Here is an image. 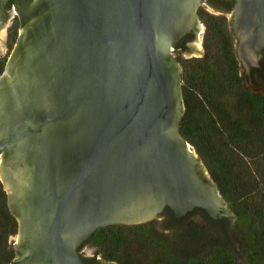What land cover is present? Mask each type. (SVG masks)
Here are the masks:
<instances>
[{"label": "water", "instance_id": "water-1", "mask_svg": "<svg viewBox=\"0 0 264 264\" xmlns=\"http://www.w3.org/2000/svg\"><path fill=\"white\" fill-rule=\"evenodd\" d=\"M202 0H0L18 37L0 75V182L17 222L10 264H118L81 250L93 233L193 216L233 249L236 220L180 133L182 68L203 56ZM229 13L243 87L264 97V0Z\"/></svg>", "mask_w": 264, "mask_h": 264}, {"label": "trees", "instance_id": "trees-1", "mask_svg": "<svg viewBox=\"0 0 264 264\" xmlns=\"http://www.w3.org/2000/svg\"><path fill=\"white\" fill-rule=\"evenodd\" d=\"M201 17L207 25L205 55L191 64H181L185 111L180 133L196 148L234 212L232 236L247 264H264V153L250 157L242 136L220 126L218 109L198 90L213 89L214 78L223 80L239 90L240 99L263 130L264 97L248 94L241 87L223 18L204 12ZM5 63L6 58L0 59V75ZM16 233L17 222L0 182V264H10L14 259L8 239ZM86 244L96 247L104 260L118 264H239L228 243L195 221L170 234L161 232L155 220L108 226L96 230Z\"/></svg>", "mask_w": 264, "mask_h": 264}, {"label": "rangeland", "instance_id": "rangeland-1", "mask_svg": "<svg viewBox=\"0 0 264 264\" xmlns=\"http://www.w3.org/2000/svg\"><path fill=\"white\" fill-rule=\"evenodd\" d=\"M203 3H205V2L202 0V4ZM8 24H10L9 20L5 23V25H8ZM9 26L5 29V41L3 44L4 45V52L6 53V55L3 56L2 58H6V59L8 58V56L10 55V53L14 47V41H10V39L6 36V32H7V29H9ZM203 35H205V34L203 33ZM200 43H201V38H199V45H200ZM174 54L176 55L177 53H174ZM193 57H202V56L197 55V56H193ZM194 60H196V59L192 58V57L186 58V59L180 58V61L182 63H185V65L190 63L191 61H194ZM213 82H214V85H213L214 88L213 89L208 90L206 88L201 87L198 90L199 94L206 101H209L210 104H212L216 109H218L220 115H217L216 119H217V121L221 127L231 128L235 132L239 133L242 136L243 145H245L247 147L246 150H247L248 155L252 158L260 156L261 154L264 153V130H263V128L261 127V125L259 124L258 121L254 120L253 117L250 116V113H249L247 107L245 106V103L242 101V99L238 98V95L235 93V91H233L223 80H221L219 78H214ZM195 151L198 154L196 148H195ZM198 156H199V154H198ZM191 221H195V222H199L201 224H204L212 233H214L215 235L220 237L206 223V221L202 217H196L194 215L187 222L189 223ZM157 227L161 232L168 233V234L173 233V232L180 229V228L161 229L158 222H157ZM11 237L12 236H10L9 238H11ZM13 237L17 238V233L15 235H13ZM230 237H231L232 242L236 248V252L240 257V259H239L233 251L234 255L237 258L238 263L239 264H247L243 254L239 248V245L237 244V242L233 238L232 234H230ZM12 249L14 250L13 247H12ZM81 250L87 256H91L94 258L99 257L100 259H103L102 256L99 254L96 247H93V246L88 245V244H84L81 247ZM144 264H151V263L148 262V263H144Z\"/></svg>", "mask_w": 264, "mask_h": 264}, {"label": "flooded vegetation", "instance_id": "flooded-vegetation-1", "mask_svg": "<svg viewBox=\"0 0 264 264\" xmlns=\"http://www.w3.org/2000/svg\"><path fill=\"white\" fill-rule=\"evenodd\" d=\"M203 1L205 2V0H203ZM202 12H204L205 14H207L208 16H211V17H221V18H223L224 25H225V30H226V33H227V35L229 37V41H230V46H231V51H232V55H233V60L235 62V75L240 80V85L244 89V91L247 92L248 94H252V95H255L256 96V94L251 93L249 90H247L246 88L243 87V82H242L241 74H240V71H239L238 63H237V60H236V56H235V52H234V46H233V41H232V37H231L230 29H229V24H228V19L231 16V14H229V13H216L214 10H212L210 7H208L205 3H203L200 6V8L198 9V19H199L200 24L202 25V30L200 31V35H199V37L201 38V43H200L199 47L203 51V56L202 57H192V58L200 59V58H203L204 55H205L204 35H203V33L205 34V31L207 29V25H206V23L204 22V20L201 17V13ZM9 22H10V26H9V29H7L6 36L10 39V41H14V44H15L16 39L18 37V29H19V19H18V16L16 14H13L12 17L9 19ZM172 53H173L174 58L180 63V66L182 68V65H181L182 62L180 61V58H182V59H185V58L182 57V56H180L179 54H176L175 55L174 53H176V52H174V51ZM0 59H3V58H0ZM181 77H182V75H181ZM228 86L230 87V85H228ZM230 88L233 91H235V93L238 95V98L240 99L239 90H237L235 88H232V87H230ZM261 96H263V95H261ZM245 106L248 109L247 104H245ZM248 111H249V109H248ZM249 113H250V111H249ZM250 116H252L251 113H250ZM195 216L196 217H201L199 215H195ZM187 224H188V222H186L183 225V227L186 226ZM169 229H171V228H169Z\"/></svg>", "mask_w": 264, "mask_h": 264}]
</instances>
